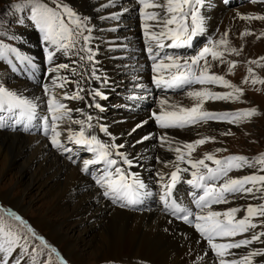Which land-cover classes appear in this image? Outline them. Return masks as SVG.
I'll list each match as a JSON object with an SVG mask.
<instances>
[{"label": "snow or ice", "instance_id": "6c2138e0", "mask_svg": "<svg viewBox=\"0 0 264 264\" xmlns=\"http://www.w3.org/2000/svg\"><path fill=\"white\" fill-rule=\"evenodd\" d=\"M117 2L108 0L104 7H114ZM132 2L138 11L146 46L144 50L151 61V83L163 92L179 90L191 101L190 105H184L171 101L167 96L159 99L158 110L152 112L150 118L159 129L165 131L159 137L145 135L131 145L135 147L136 144L157 139L161 147L167 146L166 150L173 153L169 160L156 157L157 163L169 169L168 172L154 170L156 191L138 173L131 171L138 165V158H130L126 151H121L125 144L115 143L117 138L109 133L107 126L100 124L99 131L109 137L110 143L90 134V130L96 127L91 114H86L81 108H70L64 103L83 101L85 97L80 93L84 89L58 91L72 83L68 76L60 74L62 70L75 73L69 63H57L60 56L71 58L75 55L81 61L94 64L96 55L89 46L93 39L89 18L81 16L65 0H19L11 6L25 13V18L42 34L48 65L44 76L49 82L42 85L47 99L40 102L44 108L38 112L40 103L37 98L7 87L0 78V130L30 132L35 126L33 122L38 120L39 128L50 147L66 155L72 164L79 161L81 173L91 177L95 186L102 190L99 195L122 208H137L146 198H155L166 214L193 228L199 236L196 242L206 244L198 260L203 262L207 259L210 264H264V153L253 157L233 154L218 158L215 153L226 151L218 148L215 153L208 152L200 158H194L196 149L207 142H214L215 137L179 141L168 132L171 129L189 130L209 122L239 126L261 115L256 107L225 111H212L205 107L209 102H241L244 89L233 84L226 76L234 74L238 63L228 57L239 56L243 48L232 45L229 30H226L219 38L208 39L194 54L170 52L169 49H192L198 39L206 36V10L210 7L208 0ZM222 2L228 4L229 0ZM249 2L264 6V0ZM127 11L129 9L123 8L120 12L111 13L108 19L119 20L123 12ZM235 19L247 23L264 21V13H237ZM15 22L24 24V20L19 17H16ZM249 35L259 40L264 37V30L257 34L246 28L240 33V38ZM11 38L20 39L15 34ZM10 57H14L16 63ZM0 61L11 65L14 72L36 78L38 65L18 47L0 43ZM246 63L249 66L241 83L259 91L256 86H264V78L258 76L252 65L264 68V57ZM214 66H225V73L213 71ZM96 71L93 67L92 77L107 87V79L97 75ZM135 87L146 91L143 84L136 83ZM220 88L225 91L216 90ZM89 96L93 103L87 104V107L103 112L105 109L96 102V98L107 100V95L101 89H94L89 92ZM74 112L85 118L74 117ZM145 123L147 121L138 124L132 132L142 128ZM65 133L66 137L62 139ZM232 134L231 130L222 133ZM70 144L75 146V150L68 146ZM81 152L90 155L82 158ZM245 169L252 171L243 176L231 175ZM185 185L186 188L183 187ZM185 197H190L188 203L184 202ZM236 200H252L255 203L223 210L214 208L217 205L234 204ZM53 254L57 264H67L58 250L40 236L27 220L11 209L0 207V264H53Z\"/></svg>", "mask_w": 264, "mask_h": 264}, {"label": "bare ground", "instance_id": "6f19581e", "mask_svg": "<svg viewBox=\"0 0 264 264\" xmlns=\"http://www.w3.org/2000/svg\"><path fill=\"white\" fill-rule=\"evenodd\" d=\"M65 2L69 3L81 16L89 18L93 29L91 33L93 39L89 46L93 48L96 55L94 64L86 60H76L75 55L71 58L60 56L57 63H69L72 69H74L72 61H78V66L75 67L78 73V84L72 77L76 72L73 74L71 71L62 70L60 74L68 76L72 83L68 84L65 89L58 91L84 89L85 93H80L85 97L83 101L72 100L64 101V103L70 108H81L86 114H91L93 116L92 123L96 126L93 128L95 131L99 127L98 121L94 120L97 117L100 118V123L107 126L109 133L117 138L115 143L125 144V148L121 151H126L130 158H138V165L134 166L131 171L138 173L145 182L150 184L153 191H156L154 170L169 171L162 164L156 162V157L161 160H169L173 157V153L166 150L167 146L161 147L157 139L147 140L143 144H136L135 147H131V145L145 135L154 134L159 137L165 131L151 129L148 120L150 114L158 110L159 99L165 96H159L151 102L149 117L146 113L147 107L135 113L133 112L134 106L128 102H122L123 99L127 98L128 100L130 98L127 95H137L131 91L132 86L136 83L143 84L146 89H149L146 71L138 74L136 70H132L130 63L135 61L127 56L126 51L124 52L126 47L141 49L142 44H144L138 11H134L136 5L132 0H118L114 7H104L108 0H65ZM123 8L129 9V11L124 12L126 15L124 22L108 19L111 13L120 12ZM206 12L207 32L212 35V38H219L222 33L229 30V40L232 45L238 49L242 47V52L245 54L254 50L259 53L264 47L262 42L264 37L259 40L254 35L240 38V33L246 28L254 30L257 34L264 30V21L254 20L247 23L235 19L237 13H264V6L242 3L234 9H224L218 2L208 7ZM13 31L16 36L20 37L19 40L15 39L16 47L28 55L35 54L33 51H36V35L29 29L28 31ZM205 43L204 41V45ZM185 50L187 49L184 51L180 49L179 51L191 55L199 49H193L192 52L189 51L188 53ZM244 53L243 56H245ZM80 55L86 54L80 53ZM140 65L141 63L138 62L137 66ZM93 67L97 70V75L107 79V87H103L101 81L92 77ZM9 68L10 65L0 61V78L7 87L19 90L26 96L37 98L38 103L46 101L47 97L44 95L42 87L34 88L30 86L31 84L21 82L16 78L7 85L5 78ZM225 70V66L213 67V71L220 74H224ZM92 79L95 81L93 82ZM48 82L47 79L45 83ZM89 83L92 84V87H96L95 89H101L108 97L107 100L96 98V102L103 105L105 109L103 112L94 107H87V104L93 103L89 96V92L92 91L88 90L91 87ZM216 90L225 91L222 88ZM167 97L171 101H178L184 105L191 104V101L182 93ZM147 100L145 96L143 101L147 102ZM228 104L229 102H209L205 107L212 111H225L230 110ZM43 108L44 104L40 103L39 110ZM73 116L80 119L85 118L75 112ZM124 121L128 124L121 123ZM143 121H147V123L142 128H137L135 132H132V129ZM212 123L189 130L178 129L168 130V132L170 136L179 141H194L205 136L215 137V141L212 142L215 146L211 150L215 152L217 146L219 147V144L223 142L219 137L221 131L218 129L228 127L225 125L226 123ZM65 137L66 133L62 139ZM194 155L193 153V157ZM81 166V163L78 166H71L66 163L58 153L50 149L49 141H44L39 137L0 132V174L12 170V168L17 170L16 174L10 176L3 186L6 187L11 184L12 178H14L17 180L19 189L17 194L12 196L9 192L0 191V202L25 216L33 206L30 197L35 191L38 192L37 200L40 201L42 198L45 201L35 209V213L42 211L44 213L47 206L51 208L52 212L33 220L32 223L36 229L45 231L50 241L56 245H61L62 252L66 257L77 264H87V262L89 264L91 262H93L92 264L105 262L120 264H210L207 259L203 262L198 260V255H203V250L206 247L205 242L198 244L196 242L199 239L197 234H194L191 229L183 227L173 220L172 216L163 212L161 205L155 198H149L148 205L151 207H146L143 210L140 207L131 209L122 208L118 204L115 206L110 200L98 194L102 190L94 187L92 185L94 182L82 175ZM234 173L231 175H237ZM183 187L186 188V185ZM189 200L190 197H185L184 202L188 203ZM241 202L244 203L240 205L253 203L252 200H236L234 204L217 205L214 208L223 210ZM84 223L86 227L81 230V233H91L87 241L81 240L78 237L80 234L75 236L74 233V228L80 227Z\"/></svg>", "mask_w": 264, "mask_h": 264}, {"label": "rangeland", "instance_id": "374dc122", "mask_svg": "<svg viewBox=\"0 0 264 264\" xmlns=\"http://www.w3.org/2000/svg\"><path fill=\"white\" fill-rule=\"evenodd\" d=\"M18 2H19V0L0 1V40L11 45V46H13V47H16V44H17L15 39L11 38L12 35L14 34L13 30H26L27 28H29V25H28L29 21L25 18L26 14L11 7L13 4H16ZM49 2H50V0H49ZM243 2H244V0H241V4ZM246 3H250V2H246ZM50 6H51V4H50ZM16 17L23 19L24 24L20 25L19 23L15 22ZM26 31H28V29ZM202 39L201 38L198 39L197 42H199V41L201 42ZM262 42L264 43V40ZM77 48H79V45L77 46ZM258 50H260V49H258ZM243 53L244 52H242L239 56H237V55L229 56L228 59L233 60V61H238V63H237L236 68L234 69V74L227 75L226 78L228 80H230L233 84H236V85L242 87L244 89V95L241 98V102L229 103L228 104L229 107L228 106H226V107L230 108V110H239V109H247V108L256 107L259 110V112L261 113V115H258L256 117L252 118V120L250 122L242 123L239 126L226 123L225 125H227L228 128L220 127V129H218L221 131V134L219 135V137L221 138V140L223 142L219 144V147L217 146V149L218 148L226 149V151L215 153L214 151H211L212 148H214V146H215L214 143L212 144V142H207L204 145L199 146L196 149V151L194 152V154H195L194 157H196V158L197 157L200 158L203 156L204 153H208L210 151L215 153L218 158L219 157H226V156L233 155V154L253 157V156H256L257 154L264 153V86L257 85L256 88L260 89L258 91L248 84H242L241 83V81L244 79L245 75L247 74V68L249 66V65H247L246 62L248 60H255L259 57H264V54H263L264 53V47L261 48V51L259 53H256V50L251 51V53H250V51L246 52V54L244 53L245 56H243ZM75 67H74V69H76L75 70V72H76L77 68H75ZM252 67L255 69V71L259 77L264 78V68H258L255 65H252ZM72 77L76 80L75 82L77 83L78 82V78H77L78 73L76 72V74ZM73 78H71V79H73ZM5 79H6V82L8 81L7 85L12 83V80H9V79L7 80V76ZM92 81L94 82L95 80L92 79ZM79 82L81 83L80 79H79ZM89 86H91V87L88 88V90H94L96 88L94 86L92 87V84L90 85V83H89ZM83 93H85V91H83ZM142 109L143 108H141V110ZM94 111L96 112V110H94ZM120 121H121V119H120ZM121 123L124 124L125 121L121 122ZM126 124H128V122H126L125 125ZM228 130H231V133H233V134L232 135H222V132L224 133ZM6 133L14 134V133H9V132H6ZM205 137H211V136H205ZM44 141H46V140H44ZM251 171H252L251 169H245L243 171H239L237 173L233 172V173L237 174L238 176H243V175L249 174V172H251ZM16 172H17V170L12 168V170H9L3 174H0V191L9 192V194L11 196L17 194V190H19V189H18V183H16L17 182L16 179L12 178L11 184H9L6 187L3 186L4 183L10 178V176L15 175ZM237 175H235V176H237ZM36 197H38V192L35 191L33 196L30 197V202H31V205H33V206L30 210H28V213L25 216L20 214L18 211L14 210L12 207L8 206L7 204H5L3 202H2V204L5 207L7 206L8 209H11V210L17 212V214H19L23 218H25V220H27L29 222V224L35 229V231L40 236H43L50 245L54 246L58 250L60 255L67 261V264H77L75 262L70 261L66 257L64 252H62V246L61 245H59V244L56 245L55 243H53L52 241H50L48 239L45 231H40V230L35 228L34 224L32 223L33 220H37V219L43 217L44 214L52 212L51 208H49V206H47V208L44 210V213H42L43 211L39 212V213H35V209L39 205L43 204L45 201V199H42V198L40 199V201H38ZM27 201H29V200L27 199ZM242 203H244V202H241L238 205H240ZM253 203H255V201H253ZM84 227H86L85 223L83 225H81L80 227L76 226L74 228V233H75V236H78L80 234L78 237L81 240L83 239V240L87 241L89 239V235H91V233H89V234L81 233V230ZM256 246L259 247V245H256ZM52 260H53V264H57L56 258L52 257ZM92 263L93 262H91V264ZM84 264H86V263H84ZM87 264H89V262H87ZM102 264H120V263H117V262H107L106 263L105 262Z\"/></svg>", "mask_w": 264, "mask_h": 264}]
</instances>
